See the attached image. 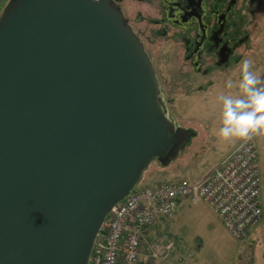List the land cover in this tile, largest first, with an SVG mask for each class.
Instances as JSON below:
<instances>
[{"label": "water", "instance_id": "obj_1", "mask_svg": "<svg viewBox=\"0 0 264 264\" xmlns=\"http://www.w3.org/2000/svg\"><path fill=\"white\" fill-rule=\"evenodd\" d=\"M191 137L110 0H12L0 17V264H88L111 209Z\"/></svg>", "mask_w": 264, "mask_h": 264}, {"label": "rangeland", "instance_id": "obj_2", "mask_svg": "<svg viewBox=\"0 0 264 264\" xmlns=\"http://www.w3.org/2000/svg\"><path fill=\"white\" fill-rule=\"evenodd\" d=\"M11 1H4L0 17ZM243 6L242 32H249V38L240 47L238 60L228 68L214 70L206 76L192 71L183 63L177 39L168 36L154 38L150 33L153 45L149 39L146 45L139 38L153 65L166 116L176 127L192 134L185 151L171 161L181 167L178 171L170 172V164L162 165L155 160L143 173L139 186H156L187 180L189 175L198 176L206 171V167L208 169V161H214L224 149L238 145L244 139L224 140L217 135L222 126V101L217 98L221 94L234 98L242 95L239 91L242 62L250 61L249 70L258 75L260 85L264 82V0L250 3L248 0V4ZM147 26L152 28L149 24ZM229 80L232 81L230 88L226 87ZM260 85L258 87H262ZM250 135L254 136L258 150L264 211V132ZM219 148L221 150L217 151ZM178 219L171 228V235L166 233L167 241L172 242L174 248L164 264H264V215L262 222L243 240L231 237L205 201H194ZM165 232L167 229L164 232L159 230L158 235Z\"/></svg>", "mask_w": 264, "mask_h": 264}, {"label": "built area", "instance_id": "obj_3", "mask_svg": "<svg viewBox=\"0 0 264 264\" xmlns=\"http://www.w3.org/2000/svg\"><path fill=\"white\" fill-rule=\"evenodd\" d=\"M184 199L205 201L231 237L245 239L264 215L254 136H249L200 181L137 185L106 216L88 264H164L174 244L161 238L144 256L145 238L156 223L171 219Z\"/></svg>", "mask_w": 264, "mask_h": 264}, {"label": "flooded vegetation", "instance_id": "obj_4", "mask_svg": "<svg viewBox=\"0 0 264 264\" xmlns=\"http://www.w3.org/2000/svg\"><path fill=\"white\" fill-rule=\"evenodd\" d=\"M110 4L146 45L148 39L153 45L150 33L154 38L177 39L183 63L204 76L237 61L249 38L241 24L248 0H110Z\"/></svg>", "mask_w": 264, "mask_h": 264}, {"label": "clouds", "instance_id": "obj_5", "mask_svg": "<svg viewBox=\"0 0 264 264\" xmlns=\"http://www.w3.org/2000/svg\"><path fill=\"white\" fill-rule=\"evenodd\" d=\"M250 61L244 60L240 66L239 91L241 96L232 97L221 94L222 126L218 129V137L248 138L250 134L264 132V88L258 87L260 79L249 70ZM232 81L226 82L230 88Z\"/></svg>", "mask_w": 264, "mask_h": 264}, {"label": "crops", "instance_id": "obj_6", "mask_svg": "<svg viewBox=\"0 0 264 264\" xmlns=\"http://www.w3.org/2000/svg\"><path fill=\"white\" fill-rule=\"evenodd\" d=\"M5 0H0V9L2 8L3 4H4ZM260 86H262L264 88V82L263 84H261ZM251 136V135H250ZM247 138H244L242 140L241 143H243ZM240 143V144H241ZM240 144L235 145V146H231L229 149H224L223 153H221V155L218 156V158L214 159V161H208V169L206 167V171L203 173L198 174V176L192 175V176H186L188 179V181H200L202 180L205 176H207L208 174H210L212 172V170L215 168L216 165H218L230 152H232L236 147H238ZM212 150V149H211ZM216 150V149H215ZM221 149H217V151H220ZM215 162V163H214ZM170 162V172H176L178 171L181 167H178L176 164L177 162ZM211 163V164H210ZM214 164V165H213ZM174 167V169L172 168ZM154 175L148 177L149 180L153 177ZM194 201L192 199H184V200H180L178 203V207L177 210L174 214V216L169 219V220H165V221H161L156 223L154 226H152V228L149 230L148 235L145 238V242H144V248H143V254L144 256H147L149 254V249L151 247V245L161 239V238H166V233L171 235V228L172 226H175V224L177 223V221H179L178 217L180 214H184L185 211H187L188 209H190L191 204ZM178 219V220H177ZM176 220V221H175ZM173 223V224H172ZM167 232L162 233L160 235H158L159 230H161L162 232H164L166 229Z\"/></svg>", "mask_w": 264, "mask_h": 264}]
</instances>
